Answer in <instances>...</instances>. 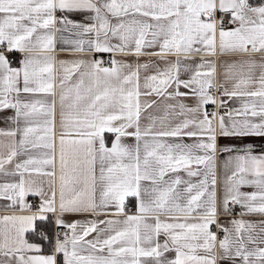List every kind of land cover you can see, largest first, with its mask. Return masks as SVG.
Masks as SVG:
<instances>
[{"label": "snow or ice", "instance_id": "obj_1", "mask_svg": "<svg viewBox=\"0 0 264 264\" xmlns=\"http://www.w3.org/2000/svg\"><path fill=\"white\" fill-rule=\"evenodd\" d=\"M6 110L0 264H264V0H0Z\"/></svg>", "mask_w": 264, "mask_h": 264}, {"label": "crops", "instance_id": "obj_2", "mask_svg": "<svg viewBox=\"0 0 264 264\" xmlns=\"http://www.w3.org/2000/svg\"><path fill=\"white\" fill-rule=\"evenodd\" d=\"M61 49H65V50L62 51ZM56 54H57L58 59H65V60H72V59L77 58L80 55H88V56L95 55L97 59H100L101 57L105 56V57H108L110 59L111 56L113 55V54H110V53H95V54H93V53H86V54L74 53L73 51H71V46L63 44V42L59 39V34H57ZM115 56H116L117 59H121L122 58L119 53H116ZM133 59L134 58H128V62H132ZM144 59H146V58L142 57L141 58V62H143ZM157 63L160 64L161 67L164 66L160 61H157ZM150 71H154V70H150ZM229 103H230V106H236V105H232L231 102H229ZM12 114H13L12 110H6L5 112L0 113V128H8V127H10V123L6 122L4 120V117L11 116ZM189 142H191V141H189ZM221 143L222 144H226V143H230V141L222 140ZM256 143L260 144V143H264V141L257 140ZM225 156H226V154H221L219 152L217 154V190H218V197L220 195L221 186H222L223 180L225 178V170L223 168V161H224ZM243 190L251 191L253 189L245 188ZM31 197H35L37 199V205H38L39 202H40V197L36 196V195H33V194H29L26 197V201L28 203H29V199ZM7 204H8V201L0 199V216L5 215V214H10L12 211H16L17 210V209H10V208L6 207L5 205H7ZM238 212H239V209L237 208L236 212H234L233 215L235 216ZM50 216H51V214H50ZM51 218L54 219V217H52V216H51ZM88 218H90V217H88L87 215H84V214H75V213L65 214V220H66L67 223H72V222H74L76 220L83 221V220H86ZM244 218L248 219V220H253V221L262 219V217H259L258 215H249V216H245ZM217 264H224V262L219 259V253H218Z\"/></svg>", "mask_w": 264, "mask_h": 264}, {"label": "built area", "instance_id": "obj_3", "mask_svg": "<svg viewBox=\"0 0 264 264\" xmlns=\"http://www.w3.org/2000/svg\"><path fill=\"white\" fill-rule=\"evenodd\" d=\"M100 59H102L104 61H108L109 60V58L108 57H105V56L101 57ZM212 110H214V109L211 106H209V111H212ZM29 203L30 204H33L35 206V205H37V199L35 197H31L29 199Z\"/></svg>", "mask_w": 264, "mask_h": 264}, {"label": "trees", "instance_id": "obj_4", "mask_svg": "<svg viewBox=\"0 0 264 264\" xmlns=\"http://www.w3.org/2000/svg\"><path fill=\"white\" fill-rule=\"evenodd\" d=\"M50 219H52L51 216H50Z\"/></svg>", "mask_w": 264, "mask_h": 264}]
</instances>
